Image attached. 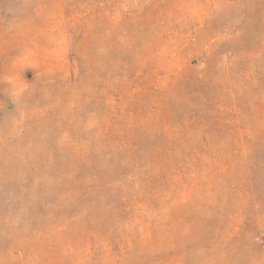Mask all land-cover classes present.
Segmentation results:
<instances>
[{"label": "rangeland", "instance_id": "obj_1", "mask_svg": "<svg viewBox=\"0 0 264 264\" xmlns=\"http://www.w3.org/2000/svg\"><path fill=\"white\" fill-rule=\"evenodd\" d=\"M0 264H264V0H0Z\"/></svg>", "mask_w": 264, "mask_h": 264}]
</instances>
